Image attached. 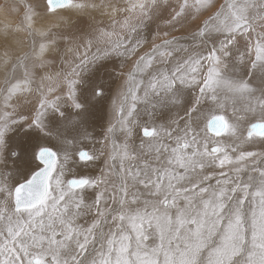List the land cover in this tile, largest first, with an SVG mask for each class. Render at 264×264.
<instances>
[{
  "label": "snow or ice",
  "instance_id": "6c2138e0",
  "mask_svg": "<svg viewBox=\"0 0 264 264\" xmlns=\"http://www.w3.org/2000/svg\"><path fill=\"white\" fill-rule=\"evenodd\" d=\"M22 7L0 25V264H264V0Z\"/></svg>",
  "mask_w": 264,
  "mask_h": 264
},
{
  "label": "bare ground",
  "instance_id": "6f19581e",
  "mask_svg": "<svg viewBox=\"0 0 264 264\" xmlns=\"http://www.w3.org/2000/svg\"><path fill=\"white\" fill-rule=\"evenodd\" d=\"M12 5H20L15 0H0V25H2L6 21H11L13 24L19 22L22 14H23V7L20 5V12H11L8 10L9 7ZM7 6V7H6ZM148 30H146L147 32ZM156 31V25L150 26V32H148L149 37H151V33H154ZM121 79L119 78H113L108 81L106 84V92H107V100L105 102V114L104 119L105 122L111 118V112H110V105L111 100L116 97L118 91L121 87ZM97 133H99V128L97 129Z\"/></svg>",
  "mask_w": 264,
  "mask_h": 264
},
{
  "label": "rangeland",
  "instance_id": "374dc122",
  "mask_svg": "<svg viewBox=\"0 0 264 264\" xmlns=\"http://www.w3.org/2000/svg\"><path fill=\"white\" fill-rule=\"evenodd\" d=\"M17 3H19L20 5H22V0H15ZM122 83V82H121Z\"/></svg>",
  "mask_w": 264,
  "mask_h": 264
}]
</instances>
